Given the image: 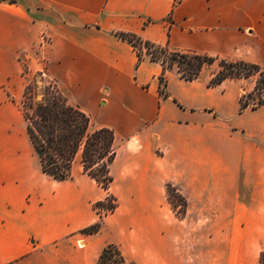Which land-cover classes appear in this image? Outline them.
Wrapping results in <instances>:
<instances>
[{"label":"crops","instance_id":"obj_1","mask_svg":"<svg viewBox=\"0 0 264 264\" xmlns=\"http://www.w3.org/2000/svg\"><path fill=\"white\" fill-rule=\"evenodd\" d=\"M264 69V0L0 1V264H258L264 251V105L238 113L239 82L208 87L136 53L113 34ZM50 40L46 73L114 135L107 189L84 173H42L18 107L19 55ZM237 118L235 123L232 122ZM186 201L177 218L165 197ZM115 199L96 234L94 204ZM81 241L79 247L77 242Z\"/></svg>","mask_w":264,"mask_h":264},{"label":"trees","instance_id":"obj_2","mask_svg":"<svg viewBox=\"0 0 264 264\" xmlns=\"http://www.w3.org/2000/svg\"><path fill=\"white\" fill-rule=\"evenodd\" d=\"M113 35L132 47L137 63L148 58L160 64L162 71L158 77V90L163 97L167 96V71L175 69L180 79L191 82L201 76L206 65L216 63L218 69L210 74L206 83L208 87L218 86L224 80L244 81L254 78L249 90L241 89L238 113L244 109L256 110L264 105V69L258 65L176 50L168 44L162 46L143 41L133 34L115 32ZM19 109L25 120L26 135L42 173L55 181L67 180L74 160L79 157L84 173L102 189L109 187L112 182L109 167L116 153L112 130L93 128L89 116L71 104L60 93L53 80L41 79L39 74L24 87ZM165 196L174 213V201H179L176 216L182 218L186 211V201L179 190L171 183H166ZM94 207L99 220L82 229L80 233L83 235L96 234L101 227V216L114 211L116 202L113 197L106 196L95 203ZM100 210L103 212H99ZM98 263L124 264V259L115 245L108 244L102 249ZM258 264H264V251L259 253Z\"/></svg>","mask_w":264,"mask_h":264},{"label":"rangeland","instance_id":"obj_3","mask_svg":"<svg viewBox=\"0 0 264 264\" xmlns=\"http://www.w3.org/2000/svg\"><path fill=\"white\" fill-rule=\"evenodd\" d=\"M40 37V36H39ZM39 41V39H38ZM37 41V42H38ZM37 44V43H36ZM139 47V45H138ZM141 48V47H140ZM42 50H40L37 46H34L33 49L29 50V51H26V52H22L20 55H19V58H18V61H20V68H21V77H22V85H23V89L24 87L29 83L31 82V80L37 76V74L40 75L41 79H44V80H52L48 77L47 73H46V63H47V60H46V55H47V52L44 54L43 52H41ZM218 69L217 67V64L216 63H213L211 65H206L203 70H202V73H201V76L200 78L201 79H206V80H209L210 78V74L214 71H216ZM40 71L44 72L43 75H41ZM253 81H254V78H249L247 80H244V81H241L239 82V86H240V90L242 88H245L247 90H249L252 85H253ZM22 100V95H21V98L19 99L18 101V107H20V102ZM237 121V118H234L232 120L233 123H235ZM166 197V196H165ZM167 201V200H166ZM168 203V202H167ZM174 204L176 205V208H175V213L174 215L176 216L177 215V212L179 210V201L175 200L174 201ZM170 206V205H169ZM171 209V207H170ZM172 210V209H171ZM108 214V213H107ZM106 215V214H105ZM185 215V214H184ZM102 217V216H101ZM177 217V216H176ZM184 217V216H183ZM182 217V218H183ZM178 218V217H177ZM181 218V219H182Z\"/></svg>","mask_w":264,"mask_h":264},{"label":"built area","instance_id":"obj_4","mask_svg":"<svg viewBox=\"0 0 264 264\" xmlns=\"http://www.w3.org/2000/svg\"><path fill=\"white\" fill-rule=\"evenodd\" d=\"M36 46L40 49V50H42L41 52H43L44 54L46 53V52H48V49H49V46H50V40H49V38L45 35V34H41L40 35V37H39V41L37 42V44H36ZM47 56V55H46ZM46 60H47V57H46ZM20 62V61H19ZM40 73H41V75H43L44 74V72L42 71H40ZM96 209V208H95ZM99 212H103V210H100ZM77 245L79 246V247H81L82 246V242L81 241H78L77 242Z\"/></svg>","mask_w":264,"mask_h":264}]
</instances>
